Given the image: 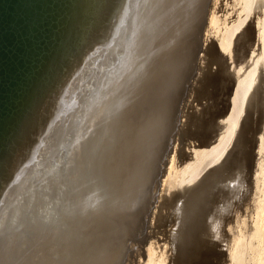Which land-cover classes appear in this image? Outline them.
Returning a JSON list of instances; mask_svg holds the SVG:
<instances>
[{
	"label": "bare ground",
	"instance_id": "6f19581e",
	"mask_svg": "<svg viewBox=\"0 0 264 264\" xmlns=\"http://www.w3.org/2000/svg\"><path fill=\"white\" fill-rule=\"evenodd\" d=\"M177 1L179 0H143L141 7L139 8L138 6L136 37L132 51L128 56L129 62L126 63L129 53L127 45L126 47L124 45L125 49L123 52L112 48L103 56L101 51L103 46L96 43L99 38L104 36L106 26L114 28L113 19L111 20L110 16L115 11L114 9L119 7L122 0H62V2L60 0H0V47H2L0 48V264H10L14 261L17 262L16 264H58L59 262L61 264L63 255L65 256L64 253H67L64 252L65 247L72 245L76 238L75 236L78 234V232L75 233L76 229L71 224H66L69 227L67 228L68 231L66 229L67 233L63 232L61 223H67V215L71 214L65 211L68 208L75 209L80 205V202L82 203L89 196L88 205H91L94 200L98 206L103 202L104 193L107 191L106 188L108 189L105 174L108 175L106 178L115 179L113 175L117 171L115 172L114 168L119 169V165L114 164L116 158L118 159V154L116 157V153L120 151L121 147L125 149L124 146L127 144L126 140H128L126 134L131 133V131L127 133L129 131L127 110L131 106L133 98L136 97L138 91L141 95L142 92H145L143 89L141 92L140 88L148 84V78L158 75L160 72L161 75L165 70L167 73L168 69H166V66H169L171 72L169 75L166 74V77L170 78L171 76L170 79L174 77L173 81L175 82V79L180 75L181 68H185L184 54L188 53L190 55L189 53H191V55H194L195 51H201L202 53L200 56H194L192 73L188 75V78L187 75L185 77L182 74L183 77L188 79V86H182L185 88L184 91H181V89L179 91V87H176L177 91L181 92L182 95L186 94L185 99L181 100V107H178L175 111L181 112L182 114L179 116L185 118V120L181 119L182 122L179 121L183 127L175 124V126L177 125L183 130L178 131L180 129H175V131L181 132L179 134L180 137L177 136L178 139L173 137L175 141L176 139L179 141L177 143L174 142L175 144L172 142L173 147H170L172 150L170 149V154H168L165 161V166L167 167L160 170L163 171L162 173L158 172L163 175V178L160 176L162 179L159 178L161 179L160 184L158 183L163 196L161 201L164 200L162 202L167 205L172 197L174 198L175 195L183 193L181 191L182 184L188 183L189 187L190 183L199 182V189L203 188L207 179L202 181L205 178L201 179L200 176L206 166H213L208 170L207 174L204 172L205 177L209 178L210 176L211 178L212 176L215 178L224 175L229 179V183L224 180L225 188L217 189L215 199L213 198L214 203L212 207L207 209H210L208 220L206 219L207 229L203 225V235L198 230L197 232L202 235L203 241H205L212 233H218L216 231L212 232L217 220L218 222L223 221L222 224L225 222L223 225L226 226V229L222 225L225 230L222 231L223 235L221 236L223 238L219 237L222 240L220 242L222 244H219L223 247L221 249L223 253L221 251L220 255H217L220 264H264V0H241L240 5L243 12L229 24L224 22L225 19L218 22L220 17L216 15L217 12L214 5L219 0H205L206 9H203L204 13L202 12L204 15L202 25L205 24L203 30L207 31L208 34L209 32L212 34L203 35L195 48H188L186 53L182 51L184 53L182 59L176 54L180 51V49L179 51L176 50L178 48L173 47L174 49L170 56L167 54L169 53L168 43L172 44L168 42L171 40L169 39L170 36L173 35L172 37H174L178 34L175 33V28L180 26L182 19L186 17V15L184 18L180 17L177 21V23H180L175 27L174 22H176L175 19L178 17L175 11ZM182 1L183 4L186 2L185 0ZM192 2L194 3V1ZM195 2L194 4L197 7H194L195 9L191 10V15L189 12L187 17L196 15V10L201 13V0H195ZM178 7L180 6L178 5ZM190 9H192V6ZM182 10L180 11L182 12ZM218 11L221 10L219 9ZM182 13L179 16H183ZM246 17H249V19L247 18L248 21L244 23ZM195 18H197V15ZM195 18L194 21L197 20ZM222 23L224 24L221 25ZM187 24L189 25V22ZM182 25L184 26V24ZM114 35H118V29ZM178 36L181 37L180 35ZM179 37L177 44L180 42ZM111 41L113 42L114 39L112 38ZM181 47L179 46V48ZM1 54L8 55L10 59H4ZM120 54L124 55V59L117 63L116 59ZM101 56H103L102 59ZM115 64L117 65L113 69ZM111 68L113 69L112 73L106 75V80L102 83L104 90L97 91L96 96L92 99L93 101L87 104V110L81 111L85 96L96 88L104 72L111 70ZM110 75L112 76L110 77ZM162 77L160 80L163 79ZM151 80L154 79L152 78ZM165 84L163 86L164 89H166ZM158 85L160 86V82ZM160 87L161 90H164L162 86ZM176 88L174 91H176ZM153 91L157 90L154 89ZM163 92L165 95L166 90ZM172 93L171 96L173 95ZM178 94L176 93L175 95ZM138 95L140 96V94ZM138 95L137 99L140 98H138ZM161 95L158 94V96ZM182 95L181 98H183ZM135 100L133 101L134 103ZM151 100L153 101V99ZM170 101L172 100L170 99ZM167 103L169 105V100ZM172 103L177 102L172 101ZM137 106L139 107V105ZM134 107L136 108L135 104ZM144 107H142V110ZM135 108L132 107L134 110ZM139 108L141 109V107ZM159 108H157L158 112ZM81 116H83L85 122L80 138L75 142L72 152L65 156L63 148L69 146V129L73 128V125ZM163 116L165 117L164 114ZM157 117L159 118L160 116ZM155 119L154 121L157 122ZM162 119L165 120L163 117ZM140 125L137 127L139 128ZM157 125L160 126V123H157ZM152 126L151 128H153ZM152 130L155 131L154 128ZM140 131L143 130L140 129ZM148 132L152 134L150 133L151 130ZM156 132L159 133L158 131ZM32 133L34 139L39 140L43 144L39 148L35 147V154L39 162L32 167L25 182H17L16 175L19 173L15 176L14 173L18 171V166L26 163L24 156L29 149H32L30 141ZM41 133H44L42 138L38 136ZM143 133L141 135L144 137ZM5 137H7L6 140L4 139ZM149 137L152 138L151 135L148 136L147 142L150 140ZM189 139L192 140V144L185 142V140L190 141ZM133 142L129 144L130 147ZM139 144L142 145L141 142ZM150 144L152 143L150 142ZM128 146L126 147L128 148ZM135 146L134 143L133 147ZM190 146L191 149L189 148ZM166 148L168 149L169 147L166 146ZM145 150H147V147ZM151 150L149 153L153 151ZM158 151L156 150L157 154ZM147 152H145L146 156ZM121 153L123 154V152ZM129 153L127 154L130 156ZM145 153H143V157ZM162 153L164 157V152ZM146 156L144 157L145 159ZM114 157L115 160L112 161ZM129 159L131 158L129 157ZM144 161L146 162V160ZM151 161L149 162L150 164ZM152 162L155 165V161L153 160ZM119 164L122 163L120 162ZM150 164H147L146 167ZM117 165L118 167H116ZM125 166L127 167V165ZM151 167L153 168V166ZM156 170L153 171L157 174ZM149 173H152V170L147 174ZM204 173L202 176H204ZM156 174L154 176L151 175L158 178ZM128 176L130 178V175ZM199 179L201 180L199 181ZM116 182L115 184H117ZM129 183L131 182L129 181ZM156 183L157 181H155ZM198 185L196 186L198 187ZM233 186L238 190H236V194L231 199ZM184 187L186 188L187 185ZM132 189L134 188L132 187ZM193 189L192 191L195 192ZM189 191L187 190V193ZM229 196L231 202L227 200ZM175 197L177 198V196ZM157 198L159 199V196ZM93 205L95 207V204ZM230 208V214L228 215V212H224L225 215L227 214L224 217L223 211L226 209L230 211ZM169 209L166 207V210L169 211ZM203 210L205 212L206 209ZM36 212L41 213V216L38 217ZM161 212L164 211L161 210ZM156 215L154 214L153 216V218L155 217L154 220H157L156 217L158 215ZM173 215H175V211ZM179 215L176 216L179 217ZM41 218H45V225L39 230H35L37 225L41 223ZM162 219L165 220L164 217ZM203 221L205 222V220ZM102 222H104V219ZM218 227L215 229L217 230ZM220 229L222 230V227ZM191 233H195V231H191ZM207 239L206 242L210 240ZM211 241L214 240L211 239ZM199 242L198 244L196 242V245H199ZM145 249L143 260L140 264L162 263L164 255L162 252L154 253L153 242H149ZM135 253L137 252L135 251ZM139 254L138 256H140ZM204 257L206 258L207 256ZM206 259H204L203 263ZM193 263H195V260H193ZM199 263L201 262L199 261Z\"/></svg>",
	"mask_w": 264,
	"mask_h": 264
},
{
	"label": "rangeland",
	"instance_id": "374dc122",
	"mask_svg": "<svg viewBox=\"0 0 264 264\" xmlns=\"http://www.w3.org/2000/svg\"><path fill=\"white\" fill-rule=\"evenodd\" d=\"M61 2H62V0H60ZM180 1V3H178ZM179 1H177V8H179V9H177L176 8V16H178L175 20H176V22H174V25H175V27L176 26H178L179 25V23L180 22H178L177 23V21H178V19H180V17H182V18H184V16L186 15V17L185 18H187V19H182V21L181 20H179V21H181V25L180 26H178V27H176L175 28V30H176V32L175 33H178V34H176L174 37H172V36H170V38L169 39H171L170 41H168V42H171L172 44H170V43H168V47L167 48H169L168 49V52L169 53H167L168 54V56H170V54H171V52L173 51V47H175V48H178V49H176L177 51H179V49H180V51L179 52H177L176 54L179 56V58L180 59H182V55L184 54V53H186V51H187V49L189 48L190 49V47H192V49H193V47L195 48L197 45H198V42H199V40H200V38L201 37H203V35H207L208 34V32L207 31H204L203 29V27H205V24L204 25H202L203 24V21H204V15L202 14V12L204 13V10L203 9H206V2H205V0H201V7H200V10H201V13H199V11L198 10H196V12H197V18H195L196 17V15H193V16H190L191 15V10H193V8L194 7H197L196 6V4H194V3H196L195 2V0H185L186 2H184V4H183V1L182 0H179ZM189 1V2H188ZM190 1H191V3L193 4H191L190 3ZM192 1H194V3L192 2ZM226 1V2H225ZM223 0V1H217V3H215V5H214V7H216L215 8V11L217 12L216 13V15L218 16V17H220L219 19H218V22H220L222 19H225V23H231L232 21H234V20H236L237 18H238V15L239 14H241L242 12H243V10H242V8H241V0H231V1H229V0ZM218 2H220V3H218ZM228 2V3H227ZM232 2V3H231ZM186 4H188V5H186ZM190 4H191V6H192V9H190L191 8V6H190ZM220 4V5H219ZM225 4V5H224ZM231 4V5H230ZM235 4V5H234ZM178 5L180 6V7H178ZM195 5V6H194ZM60 6V5H59ZM182 6V7H181ZM221 6V7H220ZM205 7V8H204ZM219 7V8H218ZM180 8H182V9H180ZM186 8H188V9H190V10H186ZM230 8V9H229ZM195 9V8H194ZM217 9V10H216ZM221 10V11H218V10ZM232 9V10H231ZM180 10H182V12H184V13H182ZM235 10V11H234ZM241 10V11H240ZM186 11H187V13H186ZM179 14H178V13ZM190 12V13H189ZM195 12V13H196ZM222 12V13H221ZM182 13V15L183 16H179L180 14ZM188 13L190 14L188 17H187V15H188ZM199 13V14H198ZM228 13V14H227ZM224 14V15H223ZM233 14V15H232ZM237 14V15H236ZM199 15V16H198ZM203 15V16H202ZM228 15V16H227ZM195 16V17H194ZM234 16V17H233ZM236 16V17H235ZM189 17H191V18H189ZM231 17V18H230ZM192 18H193V21H192ZM194 18H195V20L197 21H194ZM199 18V19H198ZM229 18V19H228ZM249 19V17H246L245 19V21H244V23L245 22H247L248 21V19ZM189 19H190V21H189ZM174 20V21H175ZM186 20H188V21H186ZM199 20V21H198ZM182 22H184V23H182ZM189 22V25L187 24V23ZM177 23V24H176ZM194 25H193V24ZM182 24H184V26L182 25ZM224 23H222L221 25H223ZM188 25V26H190V25H192L191 27H188L187 26V29H186V26ZM182 26H183V28L185 27V29H183L182 28ZM194 26V27H193ZM197 28H196V27ZM174 27V26H173ZM188 28H191V29H188ZM194 28V29H193ZM198 29V30H197ZM174 30V31H175ZM178 30V31H177ZM179 30H183L182 32L181 31H179ZM184 30H185V32H184ZM194 30V31H193ZM184 32V33H183ZM193 32V33H192ZM196 32H197V34H196ZM205 32V33H204ZM207 32V33H206ZM192 34V36H191V34ZM211 32H209V34L208 35H211L210 34ZM182 34V35H181ZM202 34V35H201ZM178 35H180L181 37H179ZM190 37H192V38H190ZM195 37H194V36ZM183 36H185V37H183ZM178 37L180 38V42H179V44H177L178 42ZM182 37H183V39H182ZM187 37V38H186ZM194 37V38H193ZM177 38V39H176ZM168 39V40H169ZM192 39V40H191ZM209 39V38H208ZM194 40V41H193ZM182 41V42H181ZM208 41V40H207ZM175 42V43H174ZM194 43V44H193ZM182 46L181 48H179V46ZM171 46V47H170ZM184 46V47H183ZM172 48V49H171ZM185 50V51H184ZM182 51L184 52V53H182ZM182 54H181V53ZM202 52L201 51H195V54L194 55H191V53H189L190 55H188V53L185 55L184 54V61L186 62H184V67L185 68H181V72L179 73L180 75H181V77H180V75L178 76V78H176L175 79V82H177V83H175L173 80V78L172 79H170L171 78V76H170V78H167L166 77V74L167 75H169V74H171V72H170V69H169V66L167 67L166 65V69H168L167 70V73H166V70L164 71V72H162V76L163 75H165V76H161L160 75V73H158V75L156 74L155 76H153V77H151V78H148V84H147V82H146V86H144L143 88H140V91L142 92L143 90L146 92H142V95H141V93L138 91V93L136 94V97H134L133 98V101L136 99V100H138L137 102H136V100H135V103L132 101V104H131V106L128 108V112H127V121L129 122V123H131V124H129L128 122V125H129V131H127V133H130V131H131V133L130 134H126V136H127V138H128V140H126V142H127V144L124 146V148L126 149H123V147H121L120 148V151L118 152V153H116V157H117V154H118V159L116 158V161H115V163L114 164H118L119 165V169L118 168H114V170H115V172L117 171L118 172V174H117V172L116 173H114V175H113V177L115 178L114 180H113V178H106V177H108V175L107 174H105V179H107V186H108V189L106 188V193H104V200H103V202L102 203H100V205L98 206V204H97V202L94 200V202L91 204V205H89L88 207H80V206H77L75 209H67V211H65V212H68V213H71L70 215H67V213H66V215L68 216L67 218H68V220H67V223H61L62 225H61V227H62V229H63V232L64 233H67V231H68V229L67 228H69V227H67V225H73V228H75L74 230H75V233H77L78 232V234H77V236H75L76 238H75V240H74V243H72V245H68V246H66L65 247V249H64V252H67V253H64L65 254V256L63 255V258H62V261H61V264H140L141 262H142V260H143V256H144V251L146 250L145 248L147 247V245H148V243L149 242H153V245H154V247H155V249L153 250L154 251V253L156 254H158V253H160V252H162L163 253V258H164V260L162 261V263L161 264H220V262L218 261V259L219 258H217L219 255H220V252L221 253H223V250H221L223 247L220 245V244H222V243H220L222 240H221V238H223L221 235H223V230H225L226 229V226H224L223 224H225V222L222 224V222L223 221H219L218 222V220H217V222L216 223H218V224H216L215 223V226H214V231H212V232H218L217 234L216 233H212L211 234V236L210 237H207L208 239H210L209 241H207L206 242V239H205V241H203V237H202V232H203V229H204V227H203V225L205 226V228L207 229V227H206V219L208 220V213H210V209L209 210H207L208 208H210V207H212V204L214 203V199H215V194H216V191H217V189H221L222 187L223 188H225V182L226 183H229V179H227V177H225L224 175H220V176H218V177H215V178H213L212 176H211V178H210V176H209V178L208 177H205V173L207 174V172H208V170H210V168H212L211 166H206L205 168H204V171L202 172V174L204 173V176H202V174H201V179L204 177L205 179L204 180H202V181H205L206 179V181H205V183L204 184H206V185H204L205 186V188H204V186H203V188H201V189H199L200 187H199V182H195V183H190L189 184V187H190V189H189V187H188V183L187 184H185V185H187V187L185 188L184 186V184H182V186H181V188L182 189H184V190H182L181 189V191H183V193L181 192V194H179V195H175V196H177V198L174 196V198L172 197L171 199H170V203L167 201V203H169V204H167L166 205V203L165 202H162V201H164V200H162L161 201V198H163V196L161 195V193H162V191L159 189V184H160V182H161V179L163 178V175L162 174H159L158 172H160V173H162L163 171H160V170H163L164 168H166L167 166H165V161H166V158L168 157V154H170V149L172 150V148H170V147H173V145H172V142L174 143H177L179 140H177L178 139V137L177 136H179V134H181V132L179 133L178 131H181V130H183V129H180L179 127H183V125H181L182 123H180V122H182V120L181 119H183V120H185V118H181L179 115L180 114H182L181 112H175L177 109H178V107H181V100H184L185 99V97H186V94H184V95H182L181 94V92H179L180 91V89H181V91H184L185 90V88L184 87H186V86H188L187 84L189 83L188 82V79H186L185 77H186V75H187V78H188V75L189 74H191L192 73V67H193V58H194V56L196 55V56H200V54H201ZM180 54H181V56H180ZM188 55V56H187ZM189 56H190V58H189ZM193 56V57H192ZM186 58H187V60H186ZM192 62V63H191ZM188 63V64H187ZM190 65H192V66H190ZM188 67V68H187ZM191 68V69H190ZM187 69V70H186ZM183 70V71H182ZM189 70V71H188ZM186 71V72H185ZM182 74H183V76L185 75V77H183L182 76ZM160 78H159V77ZM192 76V75H191ZM155 77H156V79H155ZM161 77L163 78L162 80H160L161 79ZM182 79L183 78V80H181L180 78ZM190 77V76H189ZM154 79V80H151V79ZM165 78H167V79H165ZM191 78V77H190ZM180 79V80H179ZM150 80H151V82H150ZM157 80H159V82H160V86H164V84L165 83H167V84H165L167 87H169L170 86V88H168V89H170V90H168L167 89V87L165 86V88L166 89H164V87H163V89L164 90H161L160 88V86L158 85L159 84V82H157ZM165 80V81H164ZM168 80H169V82H168ZM179 80V81H178ZM187 80V81H186ZM154 81V82H153ZM156 81V82H155ZM162 81H163V83H162ZM151 83V85H150V83ZM171 82V84L173 85H171V84H169ZM179 82H180V84H179ZM182 82V83H181ZM187 82V83H186ZM157 83V84H156ZM162 83V84H161ZM186 83V84H185ZM155 84V85H154ZM177 84V86H175ZM150 85V86H149ZM182 86H184V87H182ZM150 87V88H149ZM173 87H179L178 89H179V91H177V88H176V91H174L175 90V88L174 89H172ZM159 88V89H158ZM183 88V89H182ZM143 89V90H142ZM157 90V91H153V90ZM173 90V93H172V90ZM149 90V91H148ZM159 90V91H158ZM166 90V92H165V95L163 94L164 92L163 91H165ZM167 90H168V92H167ZM148 91V92H147ZM171 91V92H170ZM150 92H151V94H150ZM154 92V93H153ZM157 93V95H156V93ZM162 93V95H161V93ZM170 92V93H169ZM145 93V94H144ZM171 93L173 94L172 96H171ZM178 94V95H175V94ZM182 93H185V92H182ZM138 94H140V96L138 95ZM150 94V95H149ZM158 94L159 95H161V96H158ZM137 95H138V98L139 99H141V100H139V99H137ZM149 95V96H148ZM169 95H170V97H169ZM181 95H182V97L183 98H181ZM163 96H165V97H167V98H165V97H163ZM174 96V97H173ZM177 96V98H175ZM155 97V98H154ZM161 97H163L162 99H161ZM145 98V99H144ZM156 98H157V100H156ZM173 98V99H172ZM174 98H175V100H174ZM180 98V99H179ZM151 99H153V101L151 100ZM159 99V100H158ZM170 99L172 100V101H174V102H179L178 104L177 103H172V101H170ZM178 99V100H177ZM168 100H169V105H167L168 103ZM141 101V102H140ZM142 101H143V103H142ZM147 102V104H145L146 102ZM157 101V102H156ZM164 103H163V102ZM145 102V103H144ZM151 102V103H150ZM137 103V104H136ZM139 103V104H138ZM153 103V104H152ZM134 104H135V106H136V108L134 107ZM158 104V106L156 107V105ZM159 104H161V105H159ZM167 106H166V105ZM177 104V105H176ZM137 105H139V107H141V109L137 106ZM148 105V106H147ZM150 105H151V107H150ZM163 105L165 106L164 108H163ZM145 106V107H144ZM172 106V107H171ZM174 106H175V108H174ZM177 106V107H176ZM132 107L133 108H135V110L134 109H132ZM142 107H144L143 108V110H142ZM159 107H161V108H159ZM149 108V109H148ZM157 108H159V112L157 111L158 109ZM167 108V109H166ZM130 109V110H129ZM148 109V110H147ZM171 109V110H170ZM180 109V108H179ZM132 110V111H131ZM132 113H131V112ZM173 111V112H172ZM135 112V113H134ZM149 112H150V114L152 115H150L149 114ZM152 112V113H151ZM157 112V113H156ZM167 112V114H165ZM154 113V114H153ZM175 113H177V114H175ZM134 114V115H133ZM138 114V115H137ZM139 114H142V115H140L139 116ZM163 114L165 115V117L163 116ZM156 115V116H155ZM176 115V116H175ZM151 116V117H150ZM154 116V117H153ZM157 116H160L159 118H161L160 120H159V118L157 117ZM145 117V118H144ZM162 117L163 118H165V120L164 119H162ZM180 119H179V118ZM142 118H143V121H142ZM155 120H157V122H155L154 121V119ZM177 118H178V120H177ZM151 119V120H150ZM145 120H147V121H145ZM220 120V119H219ZM151 123H150V122ZM162 121H163V123H162ZM180 121V122H179ZM145 122V123H144ZM164 122H165V124H164ZM176 122H178V123H176ZM135 123H137V124H135ZM141 125H140V124ZM152 123H155V124H152ZM157 123H160V126H158L157 125ZM133 124V125H132ZM144 124V125H143ZM153 125L152 127L155 129V131L154 130H152L153 128H151V125ZM175 124H177V125H179V127L177 126V128H176V126H175ZM138 125H140L139 126V128L137 127ZM142 125H143V127L145 126L146 127V129H147V131H145L146 129H145V127L143 128L142 127ZM158 127H157V126ZM135 126H136V128H135ZM150 126V127H149ZM133 129H132V128ZM140 127H142V128H140ZM164 127V128H163ZM150 128V129H149ZM159 128V129H158ZM160 128H162V129H160ZM135 129V130H134ZM140 129H142L143 131H140ZM158 129V130H157ZM175 129H180V130H176L177 132H178V134H177V132L175 131ZM133 130V131H132ZM149 130H151V132L150 133H152V134H149ZM138 131H140V132H138ZM156 131H158L159 133H157ZM144 132V133H143ZM148 134H147V133ZM162 132H163V136H162ZM134 135H133V134ZM139 133H140V135H139ZM144 134V137H143V135H141V134ZM156 133V134H155ZM139 135V136H138ZM146 135H148V136H152V138H154V139H152L151 137H149V139L151 140H148L149 142H147L146 140H147V137H146ZM155 135V136H154ZM171 135H172V137H171ZM125 136V135H124ZM125 136V137H126ZM140 136H141V138H140ZM157 136V137H156ZM130 137V138H129ZM132 137H136V138H133L132 139ZM161 139H160V138ZM173 137H177V139H176V141L174 140L175 138H173ZM180 137V136H179ZM172 138H173V140H172ZM5 140L7 139V137H5L4 138ZM132 139V140H131ZM137 139V140H136ZM142 139H144V140H142ZM142 140V141H141ZM153 140H155V141H153ZM160 141L161 142V144H160V142L159 143H157L158 141ZM190 141H188V140H185V142L187 141V143L189 142V143H191L192 144V140L191 139H189ZM134 141V142H133ZM125 142V143H126ZM130 142V143H129ZM133 142V144L131 145V147H130V145L129 144H131ZM141 142V144L142 145H140L139 143ZM143 142V143H142ZM150 142L152 143V144H150ZM154 142H155V144H154ZM134 143H135V147H133L134 146ZM156 143H157V145H156ZM174 143V144H175ZM148 146H147V145ZM160 144V145H159ZM129 145V146H128ZM152 145V146H151ZM120 146H121V144H120ZM126 146H128V148L126 147ZM141 146V147H140ZM149 146H150V149H149ZM166 146L167 147H169L168 149L166 148ZM133 147V148H132ZM142 147H144V148H142ZM146 147H147V150H145L146 149ZM156 147V148H155ZM130 148H131V151H130ZM138 150H137V149ZM140 148V149H139ZM141 148H142V150H143V152H142V150H141ZM162 148V149H161ZM190 149H191V146L189 147ZM129 149V150H128ZM153 151H152V150ZM159 149H161L160 151H158ZM150 150L152 151L151 153H149L150 152ZM155 150V151H154ZM156 150L158 151V154H160V155H158L157 153H156ZM163 150V151H162ZM167 150V151H166ZM134 151V152H133ZM147 152V156H146V153L145 152ZM121 152H123V154L121 153ZM126 154H125V153ZM130 152V153H129ZM162 152H164V157H163V153ZM166 152H168V153H166ZM127 153H129L130 154V156L127 154ZM131 153H133L134 154V156H133V154H131ZM137 153V154H136ZM143 153H145L144 154V157L146 156V159L143 157ZM149 153V154H148ZM156 153V154H155ZM121 156H120V155ZM151 154V155H150ZM124 155V156H123ZM136 155V156H135ZM138 155V156H137ZM149 155V156H148ZM152 155H154V156H152ZM157 157H156V156ZM167 155V156H166ZM121 158H120V157ZM127 156V157H126ZM131 158V159H129V157ZM134 158V160H132L133 158ZM126 157V158H125ZM142 159H141V158ZM149 157H150V160H154L155 161V165H153L154 164V162H152L151 161V164L149 163L150 162V160H149ZM153 157V158H152ZM163 157V158H162ZM123 158H125L124 160H123ZM139 158H140V160H139ZM158 158V159H157ZM122 159V160H121ZM162 159H164V160H162ZM115 160V157H114V159L112 160V161H114ZM118 160V161H117ZM126 160V161H125ZM128 160H130L131 162H133V164H131V162L130 161H128ZM144 160H146V162L144 161ZM128 161V162H127ZM134 161H136L135 163H134ZM143 161H144V163H143ZM161 161V162H160ZM117 162V163H116ZM122 163V164H119V163ZM127 164H126V163ZM139 162H141L140 164H139ZM160 162V163H159ZM123 163H125L124 165H123ZM150 164L149 166H147L146 167V165L147 164ZM153 163V164H152ZM159 164V166L157 167V165ZM162 163V164H161ZM135 164V165H134ZM141 164H144V165H141ZM146 164V165H145ZM118 165L116 166V167H118ZM123 165V167L122 168H120L121 166ZM125 165H127V167L125 166ZM141 165V166H140ZM161 165V166H160ZM163 165V166H162ZM114 166V165H113ZM137 168H135V167ZM151 166H153V168L151 167ZM155 166H156V169L158 170V168H159V170L157 171L156 169H155ZM165 166V167H164ZM234 166V165H233ZM160 167H161V169H160ZM209 167V168H208ZM40 168V167H39ZM128 168H129V170H128ZM139 168V169H138ZM146 168H147V170H146ZM124 169V170H123ZM127 169V170H126ZM134 169H136L135 171H134ZM140 169L142 170L141 172H140ZM144 169V170H143ZM148 169H150V171H148ZM121 170V171H120ZM138 170V171H137ZM147 171V173L148 172H151V170H152V173H149V174H147V173H145L146 171ZM156 170V172H157V174L156 173H154V171ZM207 170V171H206ZM123 171V172H122ZM125 171H126V174H125ZM132 171H133V173H132ZM120 172V173H119ZM132 173V174H131ZM116 174V175H115ZM125 174V176H123ZM137 174V175H136ZM144 174H147V175H144ZM154 176L155 174L156 175H158V178H157V176H156V178L155 177H153L152 175ZM118 175V176H117ZM128 175H130V178H129V176ZM131 175H133V176H131ZM142 176V177H141ZM162 178H161V177ZM119 177V178H118ZM121 177V178H120ZM146 177V178H145ZM150 177V178H149ZM151 177H153V178H151ZM199 177V178H200ZM129 178V179H128ZM137 178H138V180H137ZM159 178H161V179H159ZM140 179V180H139ZM154 179V180H153ZM159 179V180H158ZM201 179H199V181L201 180ZM218 179V180H217ZM223 179V180H222ZM109 180V181H108ZM136 180V181H135ZM212 180H213V182H212ZM224 180H225V182H224ZM111 181V182H110ZM114 181V182H113ZM117 181V182H116ZM129 181L131 182V183H129ZM139 181V182H138ZM155 181H157V185L155 184ZM222 181V182H221ZM110 182V183H109ZM115 182L117 183V184H115ZM121 182V183H120ZM207 182V183H206ZM221 182V183H220ZM159 183V184H158ZM209 183V184H208ZM212 183V184H211ZM108 184H110V185H108ZM111 184H114V185H111ZM135 184H137V185H135ZM193 184H195V185H193ZM194 187H193V186ZM196 185H198V187L196 186ZM210 185V186H209ZM234 185H235V183H234ZM110 186V187H109ZM135 186V187H134ZM158 186V187H157ZM161 186V185H160ZM219 186V187H218ZM132 187L134 188V189H132ZM157 187V188H156ZM197 187V188H196ZM130 188V189H129ZM194 188V189H193ZM213 188V189H212ZM216 188V189H215ZM222 188V189H223ZM192 189L193 190H195V192H193L192 191ZM204 189V190H203ZM209 189V190H208ZM187 190L189 191L188 193H187ZM232 191H231V199H232V197L234 196V194H236V190H238V189H235V187L233 186V188L231 189ZM128 193H127V192ZM134 191V192H133ZM159 191H160V193H159ZM214 191V192H213ZM197 192H199V193H197ZM194 193V194H193ZM209 193H211V194H209ZM130 194H131V196H130ZM160 194V195H159ZM184 194V195H183ZM195 194H196V196H195ZM208 194V195H207ZM191 195V196H190ZM154 196V197H153ZM159 196V199L157 198ZM185 196V197H184ZM179 197V198H178ZM183 197V198H182ZM194 197V198H193ZM195 197H197V198H195ZM205 197V198H204ZM207 197V198H206ZM209 197H211V198H209ZM153 198V199H152ZM156 198V199H155ZM176 198V199H175ZM182 198V199H181ZM214 198V199H213ZM151 199V200H150ZM172 199H174L173 200V202H172ZM184 199V200H183ZM212 199V200H211ZM231 199H230V196H229V199H227V200H229L230 202H231ZM150 200V201H149ZM156 202H155V201ZM158 200V201H157ZM177 200H178V203H177ZM195 200H197V201H195ZM199 200V201H198ZM211 200V201H210ZM152 201V202H151ZM154 201V202H153ZM162 203H161V202ZM166 201V200H165ZM175 201V202H174ZM188 201V202H187ZM205 201V202H204ZM209 201H210V204H209ZM96 202V203H95ZM158 202V203H157ZM195 202V203H194ZM212 202V203H211ZM165 203V204H164ZM172 203V204H171ZM176 203V204H175ZM194 204V205H192V204ZM204 203V204H203ZM207 203V204H206ZM93 204H95V207H94V205ZM160 204V205H159ZM161 204H162V206H164V207H162L161 206ZM164 204V205H163ZM170 204H171V206H170ZM178 204V205H177ZM196 204H197V206H196ZM200 204V205H199ZM204 206H202V205ZM209 204V205H208ZM93 205V206H92ZM158 207H157V206ZM166 205V206H165ZM192 205V206H191ZM92 206V207H91ZM98 206V207H97ZM171 208H170V207ZM177 206V207H176ZM200 206V207H199ZM207 206V207H206ZM148 207H150V208H148ZM151 207H153L152 209H151ZM155 207V208H154ZM161 207V208H160ZM166 207H168V209H169V211L168 210H166ZM174 207V209H172ZM180 207V208H179ZM192 207V208H191ZM25 208H26V206H25ZM95 208V209H94ZM158 208V209H157ZM191 210H190V209ZM194 208V209H193ZM27 209V208H26ZM87 209V210H86ZM90 209H92V210H90ZM100 209H102V210H100ZM160 209V211H158ZM165 209V210H164ZM179 209V210H178ZM198 209H201V210H198ZM203 209H206L205 210V212L207 213H205L204 212V210ZM25 210V209H24ZM97 210H99L98 212H97ZM161 210H163L164 212H161ZM175 211V215H173L174 214V211ZM194 210H196V211H194ZM227 210V211H226ZM226 210H224L223 211V213L224 212H228V215L230 214V212H231V208H230V211H228L229 209H226ZM89 211V212H88ZM153 211L154 212V214L156 215L157 213L159 214V213H161L160 215H158V217H156L157 218V220H154L155 219V217L153 218V216H154V214H153V212L151 213V212ZM157 211V212H156ZM168 211V212H167ZM183 211V212H182ZM197 211H199V212H197ZM91 212V213H90ZM93 212H94V214H93ZM97 212V213H96ZM100 212V213H99ZM102 212V213H101ZM156 212V213H155ZM172 212V213H171ZM181 212V213H180ZM194 212V213H193ZM197 212V213H196ZM201 212H202V214H204L203 216H205L204 217V219H203V216H202V214H201ZM37 213V212H36ZM73 213V214H72ZM78 213V214H77ZM113 213H114V215H113ZM166 213H167V215H166ZM168 213H169V216H168ZM38 215V217H40L41 215V213H37ZM163 214V215H162ZM180 214V215H179ZM183 214V215H182ZM185 214H186V216H185ZM195 214V215H194ZM201 214V216H199ZM107 215V216H106ZM156 215V216H157ZM166 215V216H165ZM173 215V216H172ZM176 215H179V217H177ZM190 215V216H189ZM206 215H207V217H206ZM72 216V217H71ZM160 216H161V218H160ZM176 216V217H175ZM224 217L225 216H227V214L225 215V213H224V215H223ZM76 217V218H75ZM102 217H103V219H104V222H102ZM165 218V220L164 219H162V218ZM168 217H170V218H168ZM174 220H173V219ZM190 218V219H189ZM40 219V218H39ZM99 221H98V220ZM151 219V220H150ZM178 219V220H177ZM159 220H162V221H159ZM164 220V221H163ZM203 220H205V222L203 221ZM220 220V219H219ZM41 223L40 224H38L37 225V227H36V229L35 230H39V228H41V227H43V225H45V218L43 219V218H41ZM61 221V220H60ZM95 221H97V222H95ZM155 221V222H154ZM184 221V222H183ZM186 221V222H185ZM195 221V222H194ZM199 221V222H198ZM44 222V223H43ZM63 222V221H62ZM174 222V223H173ZM176 222V223H175ZM111 223H113V224H111ZM130 223V224H129ZM162 223H163V225H162ZM179 223V224H178ZM198 223V224H197ZM203 223V224H202ZM67 224V225H66ZM104 224V225H103ZM186 224H188V225H186ZM202 224V225H201ZM221 224V225H220ZM116 225V226H115ZM157 225V226H156ZM158 225H160V226H158ZM173 225V226H172ZM179 225V226H178ZM182 225V226H181ZM199 225H201V226H199ZM218 225H219V227H218ZM225 227V229L223 228V226ZM96 227V228H93V227ZM115 226V227H114ZM117 226H118V228H117ZM123 226V227H122ZM130 226V227H129ZM178 226V227H177ZM170 227V228H169ZM188 227V228H187ZM203 227V228H202ZM218 227V229L217 230H219V231H217L215 228H217ZM222 227V230L220 229ZM109 228V229H108ZM125 228V229H124ZM162 228V229H161ZM181 228V229H180ZM202 229V231H201V229ZM67 229V231H65ZM93 229V230H92ZM100 229V230H99ZM112 229V230H111ZM128 229V230H127ZM153 229V230H152ZM161 229V230H160ZM166 229V230H165ZM196 229V230H195ZM104 230V231H103ZM105 230H106V233H105ZM111 230V231H110ZM157 230H158V232H157ZM176 230V231H175ZM197 230L199 231V232H201V234L199 233V232H197ZM100 231V232H99ZM101 231H102V233H101ZM162 231V232H161ZM175 231V232H174ZM187 231V232H186ZM191 231L192 232H194L195 231V233H191ZM96 234H95V233ZM147 233V234H146ZM156 233V234H155ZM175 233V235H173ZM85 234V235H84ZM105 234V235H104ZM160 234V235H159ZM162 234V235H161ZM167 236H166V235ZM186 234H188V235H186ZM196 234V235H195ZM199 234V235H198ZM81 235V236H80ZM94 235V236H93ZM99 235V236H98ZM104 235V236H103ZM192 235H195V236H192ZM197 235H198V237H197ZM212 235H213V237H212ZM215 235V236H214ZM92 236V237H91ZM103 236V237H102ZM162 236V237H161ZM186 236V237H185ZM191 236H192V239H191ZM221 236V238H219ZM109 237V238H108ZM110 237H111V239H110ZM189 237V238H188ZM177 238V239H176ZM197 238H199V239H201V240H199V239H197ZM218 238V239H217ZM77 239V240H76ZM101 241H100V240ZM145 239H146V241H145ZM157 239H159V240H157ZM160 239H162V240H160ZM181 239H182V241H181ZM190 239V240H189ZM207 239V240H208ZM211 239H213L214 241H211ZM89 241V243H88V241ZM90 240H91V242H90ZM107 240H108V242H107ZM174 240V241H173ZM197 240V241H196ZM220 240V241H219ZM79 241V242H78ZM103 241V242H102ZM112 241V242H111ZM159 241V242H158ZM178 241V242H177ZM185 241V242H184ZM189 241V242H188ZM200 241V242H199ZM78 244H77V243ZM164 242V243H163ZM175 242V243H174ZM177 242V243H176ZM196 242H197V244H198V242L201 244H199V245H196ZM216 242V243H215ZM87 243V244H86ZM90 243H92V244H90ZM143 243V244H142ZM156 243V244H155ZM161 243V244H160ZM220 243V244H219ZM100 244V245H99ZM140 244V245H139ZM145 244V245H144ZM158 244V245H157ZM189 244V245H188ZM215 244H217V245H215ZM104 245V246H103ZM107 245V246H106ZM108 245H109V247H108ZM144 246V248H143V246ZM174 245V246H173ZM181 245H182V247H181ZM94 246V247H93ZM207 246V247H206ZM79 247V248H78ZM99 247V248H98ZM136 247H137V249H136ZM139 247H141V248H139ZM190 247H192L193 248V250H192V248L190 249ZM209 247V248H208ZM212 247V248H211ZM69 248V249H68ZM102 248V249H101ZM106 248V249H105ZM160 248V249H159ZM161 248H162V250H161ZM198 248V249H197ZM208 248V249H207ZM159 249V250H158ZM165 249V250H164ZM168 249V250H167ZM188 249V250H187ZM202 249H203V251H202ZM211 249V250H210ZM67 250V251H66ZM109 250V251H108ZM143 250V251H142ZM156 250V251H155ZM179 250V251H178ZM205 250V251H204ZM209 250H210V252H209ZM103 251V253H101ZM134 251V252H133ZM135 251L137 252V253H135ZM174 251V252H173ZM178 251V252H177ZM200 251V252H199ZM216 251H219V252H216ZM165 252V253H164ZM176 252V253H175ZM201 252H202V254H201ZM205 252V253H204ZM135 253V254H134ZM140 253V254H139ZM142 253V254H141ZM203 253H204V255H203ZM209 253V254H208ZM211 253H213V254H211ZM132 254H133V256H132ZM138 254L140 255V256H138ZM173 254V255H172ZM194 254H196L195 256H196V258H195V256H194ZM198 254V255H197ZM200 254V255H199ZM205 254H207V255H205ZM219 254V255H218ZM105 257H104V256ZM175 255V256H174ZM218 255V256H217ZM67 256V257H66ZM136 256V257H135ZM138 256V257H137ZM172 256H174V257H172ZM203 256V257H202ZM204 256H207L206 258L204 257ZM186 257V258H185ZM200 258V260H199V258ZM212 257V258H211ZM222 257V256H221ZM27 258V257H26ZM132 258H133V260H132ZM137 258V259H136ZM140 258V259H139ZM182 258V259H181ZM193 258H195V259H193ZM198 258V259H197ZM202 258V259H201ZM215 258V259H214ZM135 259H136V261H135ZM166 259V260H165ZM204 259H206L205 260V262L203 263V261H204ZM212 259V260H211ZM138 260V261H137ZM174 260V261H173ZM191 260H192V263H191ZM193 260H195V263H193ZM208 260V261H207ZM25 261V260H24ZM65 261V262H64ZM198 261V262H197ZM199 261L201 262V263H199ZM26 262V261H25ZM64 262V263H63ZM184 262V263H183ZM189 262V263H188ZM12 263H14V264H16L17 262H11L10 264H12ZM26 264V263H25ZM58 264H60V262L58 263Z\"/></svg>",
	"mask_w": 264,
	"mask_h": 264
},
{
	"label": "water",
	"instance_id": "95a60500",
	"mask_svg": "<svg viewBox=\"0 0 264 264\" xmlns=\"http://www.w3.org/2000/svg\"><path fill=\"white\" fill-rule=\"evenodd\" d=\"M142 3H143V0H122V2L119 4V7H117V9H114L115 11H113V13L110 16V19L111 20L113 19L114 28H111V27L108 28V26H106L107 28L105 30L104 36H102L96 41L97 45L100 44L103 46L101 49L103 56L108 52V50H111L112 48H115L123 52L127 45V47H129V53L127 55L126 63L129 62L128 56L130 55L132 51L133 44H134L135 37H136L135 32H136L137 23H138V17H137L138 16V6L140 8ZM117 29H118V35L115 36L114 33ZM112 38L114 39L113 42L111 41ZM2 55L4 59H7V60L10 59L8 55L1 54V57ZM103 56H101V59ZM123 59H124V55L120 54L119 56H117L116 62L118 63L119 61H122ZM116 65L117 64L113 66V69H115ZM113 69L111 68V70L105 71L104 75L99 79L96 88L92 90V92L89 93L87 96H85V99L81 105V111L87 110V104L90 101H93L92 99L94 96H96L97 91L104 90V88L102 87V83L105 82L106 75L111 74ZM111 76L112 75H110V77ZM84 122L85 121L83 120V116H81V118L78 119L77 122L73 125V128L69 129V134H70V137L68 140L69 146H67L66 148H63L65 156H68V154L72 152L75 142L78 140V138H80V134L82 132V127L84 125ZM38 136L42 138L44 136V133H41ZM30 141L32 144V149H29L26 152V155L24 156L26 166H24L25 164L22 166H18V171L14 173V176L19 173L18 175H16L17 182H21V183L25 182L27 179L28 173L31 171L32 167L36 163L39 162L35 154V147L39 148L43 144L40 143L39 140L34 139L33 133L31 134ZM89 198L90 196L87 197L86 200L82 201V203L80 202V205L78 206L85 207V208L88 207Z\"/></svg>",
	"mask_w": 264,
	"mask_h": 264
}]
</instances>
